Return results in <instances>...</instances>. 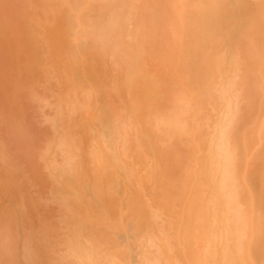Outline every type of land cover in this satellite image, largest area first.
Instances as JSON below:
<instances>
[{"label":"bare ground","instance_id":"bare-ground-1","mask_svg":"<svg viewBox=\"0 0 264 264\" xmlns=\"http://www.w3.org/2000/svg\"><path fill=\"white\" fill-rule=\"evenodd\" d=\"M0 264H264V0H0Z\"/></svg>","mask_w":264,"mask_h":264}]
</instances>
